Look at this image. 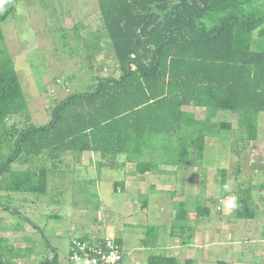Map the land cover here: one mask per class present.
Returning a JSON list of instances; mask_svg holds the SVG:
<instances>
[{
    "label": "trees",
    "instance_id": "1",
    "mask_svg": "<svg viewBox=\"0 0 264 264\" xmlns=\"http://www.w3.org/2000/svg\"><path fill=\"white\" fill-rule=\"evenodd\" d=\"M18 1L0 12L3 193L46 195L50 174L64 154L99 153L111 162L123 155L139 174L154 172L160 165L202 166L208 139L232 129L228 122H214L220 111L237 114L245 139L258 140L257 115L264 112V51H254L253 32L264 25V0H97L120 75L94 77L95 88L59 101L48 124L26 127L16 118L31 117L29 103L2 29ZM259 35L264 37V28ZM197 109L204 112L203 118H197ZM43 157L52 161V168L12 170L24 158L33 164ZM222 174L225 197L226 172ZM260 189L264 191V184ZM234 197L235 217L253 219L252 187L240 186ZM188 207L187 200L174 204L176 227L188 219ZM196 208L198 216L210 215L211 208ZM7 248L0 231V264H15L22 250H12L9 258ZM148 264L177 261L151 256Z\"/></svg>",
    "mask_w": 264,
    "mask_h": 264
},
{
    "label": "rangeland",
    "instance_id": "2",
    "mask_svg": "<svg viewBox=\"0 0 264 264\" xmlns=\"http://www.w3.org/2000/svg\"><path fill=\"white\" fill-rule=\"evenodd\" d=\"M11 2L0 0V12L7 11ZM261 6L264 7V2ZM263 28L264 25L253 32L254 51H264V37L259 35ZM2 29L6 48L14 60L29 103L31 117L16 118L21 127L48 124L59 101L76 92H88L92 85L95 88L94 77L117 78L120 75L97 0H19ZM188 110L193 111L192 108ZM195 114L201 118L205 115L199 109ZM214 122H228L232 129L215 132L208 139L204 161L200 162L205 167L192 174L189 170L185 175L178 169L177 180L164 187L178 195L192 196L187 199L190 207L197 206L195 199L200 200L204 207L214 210L220 220H227L235 218V208L227 207L228 200L240 186H251L253 198L262 201L264 211V191L260 189L264 184V112L257 115V141L245 139L237 114L220 111ZM90 159L102 164L111 163L95 153L64 154L50 174L46 195L0 191V231L7 239L8 257H12V250H22V254L13 259L15 264H41L40 260L48 258L52 259L50 264H69V243L72 237H79L82 230L89 234L97 231L103 235L101 237L113 236L105 231L106 224L117 216L116 210L121 207L118 172L101 166L90 169L87 165ZM31 163L24 158L21 165L14 163L12 170L52 168L53 164L44 157ZM206 164L213 165L208 167ZM186 167L189 166L182 168ZM134 168L129 166L128 172L134 174ZM223 171L227 181L225 197L222 196ZM144 185L143 188L149 191L151 181ZM176 197L180 202L183 200L180 195ZM145 200L134 198L138 202V211L145 213L142 207ZM151 200L149 197L148 201ZM173 200L168 196L157 199L159 205L168 207ZM94 216L99 217L97 223L93 221ZM209 228L206 233L209 238H204L208 244L216 234L217 226ZM223 230L220 227L217 236L220 243L231 238L235 248L237 242H243L239 232L232 237L228 234L223 237ZM260 234L258 230L249 232L251 243L244 242L253 247H250L251 251L256 250L255 260L262 256L260 264H264V245L258 249L254 246L264 244V234Z\"/></svg>",
    "mask_w": 264,
    "mask_h": 264
},
{
    "label": "crops",
    "instance_id": "3",
    "mask_svg": "<svg viewBox=\"0 0 264 264\" xmlns=\"http://www.w3.org/2000/svg\"><path fill=\"white\" fill-rule=\"evenodd\" d=\"M197 118L200 117L197 116ZM90 153L94 154L93 152ZM87 165L90 169H93L94 166H101L118 172V182L120 184L118 195L121 196V207H118L116 213L114 212L117 216L115 215L116 217L114 216L115 218L112 219L110 223L106 224L107 229L105 232L108 231L111 233L121 243L125 252L124 264H148V259L151 256L172 257L176 259L177 264H185L187 260L192 261L193 264H260L262 256L255 260L256 250L251 251L250 247L252 246L249 247V245L245 244L246 242L249 244L251 243V241H249L250 235H247L249 232L251 234L252 231L258 230L261 233L259 236L264 234L263 203H261L262 201L259 199L253 198L254 204L256 205L255 217L253 219L244 220L235 217L234 219L220 220L219 216H216V212L212 209L210 215L203 219V216L197 215V206H189L188 219L178 224L176 227V210L174 209V204L180 202L176 196H181L179 197L183 199L181 202L187 199L190 200L192 196L186 197V193L185 195L182 193L178 195L173 190H167L164 186L177 180L178 169L182 170L184 173L183 175L187 174L189 170L191 171L190 174H192L195 170H202L203 167H205L204 164L202 166L195 165L186 168L172 165H160L154 172L139 174L136 172V165L126 162V157L121 155L111 163L106 162L105 164H102V162H92L90 159ZM212 165L213 164H206L208 167ZM129 166L135 167L134 174L128 172ZM186 170L188 171L186 172ZM95 177L94 179H96ZM146 181H151V186H149V188L146 186L149 191L143 188ZM163 196H168L171 199L173 198L174 203L169 207L159 205L157 199ZM138 197L144 200L146 199L148 202L144 209L145 213L143 211H138V202L134 201V198ZM149 197L152 198L151 202L148 201ZM194 201L196 204H201L200 200L197 201L195 199ZM94 217L96 220L93 219V221L97 223V218L99 217ZM119 218L120 221L118 223ZM90 224L91 222L85 225ZM213 225L217 226L215 229L216 234L213 236L211 243L208 244L206 239L209 237L206 238V233L209 232V227ZM220 227L224 229L221 231L224 234L223 237H226L227 234L232 237L234 233L236 234L239 232V234L243 235V240H241L243 242H237L238 244L235 248L233 246L234 244L231 245L233 243L231 242V238L230 241H228V238L225 243H223L224 241L220 243L217 240ZM90 231L92 232V230H89V232ZM80 236L86 238H99L103 235L97 231L89 234L82 230L79 237ZM73 238L75 237H72L71 240ZM244 240L246 242H244ZM207 241L210 242V239ZM263 245L262 243H258L254 246L258 249L260 247L262 248ZM206 246L211 249L205 248ZM238 248L240 249L237 250ZM259 252H261V254L263 253L262 250H259ZM40 261L42 263L52 262V259L48 258Z\"/></svg>",
    "mask_w": 264,
    "mask_h": 264
},
{
    "label": "built area",
    "instance_id": "4",
    "mask_svg": "<svg viewBox=\"0 0 264 264\" xmlns=\"http://www.w3.org/2000/svg\"><path fill=\"white\" fill-rule=\"evenodd\" d=\"M125 252L114 236L75 237L69 246L70 264H124Z\"/></svg>",
    "mask_w": 264,
    "mask_h": 264
},
{
    "label": "clouds",
    "instance_id": "5",
    "mask_svg": "<svg viewBox=\"0 0 264 264\" xmlns=\"http://www.w3.org/2000/svg\"><path fill=\"white\" fill-rule=\"evenodd\" d=\"M227 207H228L229 209H232V208L237 207V205H236V198H235V197H231V198L228 200Z\"/></svg>",
    "mask_w": 264,
    "mask_h": 264
}]
</instances>
